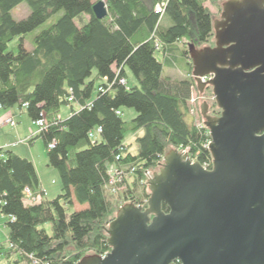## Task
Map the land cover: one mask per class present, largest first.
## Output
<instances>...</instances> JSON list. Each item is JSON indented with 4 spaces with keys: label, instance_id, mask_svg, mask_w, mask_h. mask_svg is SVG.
Segmentation results:
<instances>
[{
    "label": "trees",
    "instance_id": "1",
    "mask_svg": "<svg viewBox=\"0 0 264 264\" xmlns=\"http://www.w3.org/2000/svg\"><path fill=\"white\" fill-rule=\"evenodd\" d=\"M222 1L106 0L109 15L98 19L94 0H0V107L18 106L33 123L44 121L37 138L44 141L49 166L62 183V194L48 200L33 161L0 149L5 156L0 211L8 229L0 264H78L87 255L109 253L108 228L118 210L109 196L113 168L125 173L120 199L147 208L143 198L151 194L145 184L138 195L139 184L172 148L188 149L199 163L211 164L205 147L209 129L190 117L189 102L198 88L189 45L213 42L214 15L206 3L222 8ZM23 3L31 13L15 20L13 11ZM158 4L163 13L156 11ZM83 15L88 20L77 24ZM27 39L32 49L25 47ZM183 43L185 49L179 47ZM157 52L171 66L185 58L187 77L163 76ZM127 70L136 86H128ZM63 106L71 108L66 119L60 117ZM125 108L136 111L131 121L123 118ZM212 113L221 114L216 103ZM141 130L145 134L136 139L134 154L125 138ZM27 189L44 199L29 200ZM73 199L88 208L69 214ZM47 223L52 234L41 228Z\"/></svg>",
    "mask_w": 264,
    "mask_h": 264
},
{
    "label": "water",
    "instance_id": "2",
    "mask_svg": "<svg viewBox=\"0 0 264 264\" xmlns=\"http://www.w3.org/2000/svg\"><path fill=\"white\" fill-rule=\"evenodd\" d=\"M222 6L215 46L189 45L198 91L212 87L221 111L211 116L201 101L213 169L171 149L148 181L147 208L123 205L111 251L78 264H264V0ZM93 12L107 18L106 2Z\"/></svg>",
    "mask_w": 264,
    "mask_h": 264
},
{
    "label": "rangeland",
    "instance_id": "3",
    "mask_svg": "<svg viewBox=\"0 0 264 264\" xmlns=\"http://www.w3.org/2000/svg\"><path fill=\"white\" fill-rule=\"evenodd\" d=\"M96 3H98L99 1L102 0H94ZM106 2V0H103ZM228 0H224L221 2V5L223 2H227ZM95 3V4H96ZM208 8L211 10V12L214 15V19L216 18L217 20L221 19V15H222V11H223V6L222 8H218L217 6H214L210 3H207ZM31 11L28 7V5L26 3H23L21 5H19L16 9H14L13 11V17L15 18V20H23L26 19L29 15H30ZM88 20V17L86 16H82L78 19H76L77 24H84L86 23V21ZM165 24H169V20H165ZM40 30V29H38ZM37 30V31H38ZM16 45V42L15 44ZM208 46H215V39H213V42H211V44H209ZM25 47L28 49H32V45L29 41V39H27L25 41ZM179 47L181 49H185V44H180ZM205 47V46H204ZM202 47V48H204ZM156 57L157 59L162 62L164 64L163 66V76H169L172 77L173 79H184L187 77L188 73V67L186 65V60L185 58H183V61H179L177 62V66H171L167 63L164 62V54L163 52H157L156 53ZM182 58V57H181ZM193 76V75H192ZM95 77V74L92 76L91 79H93ZM127 81H128V86L129 87H133L136 86L138 84L135 76L127 70ZM98 85V83H97ZM213 89L212 87H208L206 88L204 93H200L197 90H195L194 95H193V100L192 102L190 101L189 105L190 107L194 108L195 113H191V116L194 119V122L197 125H204V119L201 115V101L205 102L209 105V113L211 116H213L212 113V108L214 103H216L215 99H214V95L212 93ZM75 108L77 109V106H75ZM11 111L15 112V117H9L7 120L3 119L2 117H0V144L4 143V144H12L11 146V150L15 151L17 154H20L26 158H29L31 160L34 161L35 163V167L38 170V173L41 177H43V180L45 181V185H47V198L49 200H53L55 198H57L60 194H62V183L60 180V175L59 172L50 167L49 166V160H48V154H47V148L44 144V141L42 140V138H37L36 139V144H33L34 138L38 136V134L40 133V127L37 124H32L31 120L29 119L28 115L26 113L21 114L22 110H20V108L18 106L14 107V109H3L0 110V114L1 113H10ZM123 118L125 121H131L133 118L136 117V111L134 109H129V108H125L123 109ZM71 115V108L70 106H63L61 109V113H60V117L62 119H66ZM187 122H191V119L188 117L187 118ZM145 131L141 130L138 133H128L126 135L125 138V143L129 146L130 152L136 154L139 151V146L136 142V139L138 137H142L144 136ZM173 149V148H172ZM174 150V149H173ZM176 150H178L180 153H183V149L182 148H177ZM164 161L161 163L160 167H157L156 169H153L151 171L147 172L146 179H149V177H147L148 175H151V178L154 176L155 173H158L160 171V169L163 167ZM112 171L115 173L117 171L116 168H113ZM130 175H127V178ZM150 178V179H151ZM143 181L141 182V184H139V188L137 190V194L138 195H142L143 193V185H147L148 186V181ZM55 182V183H54ZM116 192L109 191V196L110 198L117 203L118 206V210L125 204L127 203H133L130 200H121L120 196L123 193L124 187H121L120 184H116ZM33 196V197H32ZM143 199L146 200V197H144ZM29 200L34 201V202H40L43 200L42 197H37L31 194V196H29ZM149 200V199H148ZM27 204H30L28 200H26ZM135 204V203H133ZM136 206H140L143 205L145 206V204H135ZM148 205V202H147ZM88 208V205L85 206H81L79 204H77V208H73L71 206H67L68 209V213L70 214L71 212L75 211H81V210H85ZM145 208V207H144ZM117 210V212H118ZM116 212V214H117ZM116 217V216H115ZM4 218H6L5 216L2 215L1 211H0V239L2 241L6 240V234L8 233L7 228H6V222L7 219L4 220ZM41 228H45L47 230V232L49 234H52L53 232V228H52V224L51 223H47L43 226H41ZM108 254V253H107ZM93 255V254H91ZM89 256V255H87ZM103 256V255H102ZM86 257V256H85Z\"/></svg>",
    "mask_w": 264,
    "mask_h": 264
},
{
    "label": "built area",
    "instance_id": "4",
    "mask_svg": "<svg viewBox=\"0 0 264 264\" xmlns=\"http://www.w3.org/2000/svg\"><path fill=\"white\" fill-rule=\"evenodd\" d=\"M156 11L158 12V13H163V5H160V4H158L157 5V7H156ZM209 79H212V76H208V77H204V78H202V81L203 82H206V81H208ZM125 81H122V83H124ZM192 100H193V98L190 100L191 102H192ZM190 103V102H189ZM26 107V106H25ZM191 109H190V113H195V110H194V108H192V107H190ZM0 109H1V107H0ZM118 114L120 115L121 113L120 112H118ZM34 124H37L39 127H40V130H42V128L44 127V121L43 120H40V121H38V122H36V123H34ZM204 126V125H203ZM97 132H101V129L99 128L98 129V131ZM96 134V133H95ZM94 133L93 134H90V136H91V138L92 137H94V135H95ZM209 135H210V133H209ZM210 143H211V140L208 142V144L205 146L207 149H209V145H210ZM54 147V144H51L50 145V148H53ZM183 149V148H182ZM184 151H183V153H185V154H188L189 155V157H190V159H191V161L193 162V163H195V162H198V161H196L197 159H193V157L191 156V154L189 153V150L188 149H183ZM5 156L2 154V153H0V160L1 159H3ZM117 159H119V157L117 158ZM163 161H164V159H163ZM213 163V159H212V162H211V164ZM201 164V163H200ZM211 164H210V162H206V163H204V164H201L206 170H212L213 169V167H211ZM111 173H112V176H113V179L111 180V183H110V189H109V191H114V192H116V191H118V190H116L117 188H116V184L118 183V184H121L122 183V178H124L125 177V173L123 172V171H120V170H117L115 173L111 170ZM145 175H147V172H146V174ZM147 177H149V179L151 178V175H148ZM149 179H147V181L149 180ZM26 193H27V195H28V198H29V196H31V191L29 190V189H27L26 190ZM33 195V194H32ZM33 197V196H32ZM147 202H148V200L146 201H144V203H146L147 204ZM141 206V205H140ZM107 254H105V255H103V256H106ZM1 257H2V247H1V242H0V259H1Z\"/></svg>",
    "mask_w": 264,
    "mask_h": 264
},
{
    "label": "crops",
    "instance_id": "5",
    "mask_svg": "<svg viewBox=\"0 0 264 264\" xmlns=\"http://www.w3.org/2000/svg\"><path fill=\"white\" fill-rule=\"evenodd\" d=\"M206 6H207V3H206ZM208 7V6H207ZM28 50V49H27ZM188 61V60H187ZM14 109V108H13ZM0 110H3V109H0ZM20 110H22L21 112V114H23V113H26V111H25V109H20ZM27 114V113H26ZM15 112L14 111H11L10 113H1L0 114V117H2L3 119H8L10 116L11 117H15ZM29 117V116H28ZM30 119V118H29ZM31 120V119H30ZM31 122H32V120H31ZM32 124H33V122H32ZM36 139H37V137H35L34 138V141H33V143H32V145L33 144H36ZM10 145H12V144H4V143H1L0 144V149H10L11 148V146ZM20 155V154H19ZM22 156V155H21ZM24 157V156H23ZM31 160V159H30ZM33 161V160H32ZM33 163H34V161H33ZM34 165H35V163H34ZM36 171H37V175H38V178H39V181H40V185H41V187H40V189L42 190V191H44L45 192V198H47V193H48V191H47V185H45V181L43 180V177H41L40 175H39V173H38V170L36 169ZM55 183V182H54ZM35 196H37V197H41L40 195H35ZM44 199V198H43ZM48 199V198H47ZM49 200V199H48ZM73 201H74V208L76 209L77 208V202L75 201V199H73ZM3 215V214H2ZM4 216V215H3ZM7 219V217L6 218H4V220H6ZM7 231H8V229H7ZM0 242L1 243H6V245H7V242H8V233L6 234V240L5 241H2L1 239H0Z\"/></svg>",
    "mask_w": 264,
    "mask_h": 264
},
{
    "label": "bare ground",
    "instance_id": "6",
    "mask_svg": "<svg viewBox=\"0 0 264 264\" xmlns=\"http://www.w3.org/2000/svg\"><path fill=\"white\" fill-rule=\"evenodd\" d=\"M209 80H211V79H209ZM209 80H208V81H209ZM206 82H207V81H206ZM204 124H205V123H204ZM205 127H206V126H205ZM209 133H210V132H209ZM210 137H211V136H210ZM141 206H142V207H145V206H143V205H141Z\"/></svg>",
    "mask_w": 264,
    "mask_h": 264
}]
</instances>
